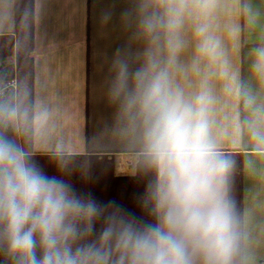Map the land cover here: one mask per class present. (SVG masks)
<instances>
[{"label":"clouds","instance_id":"clouds-1","mask_svg":"<svg viewBox=\"0 0 264 264\" xmlns=\"http://www.w3.org/2000/svg\"><path fill=\"white\" fill-rule=\"evenodd\" d=\"M220 7L221 0H138L137 36L144 44L138 66L116 54L113 91L126 135L142 166L155 173L141 199L154 222L102 206L70 181L47 175L37 153L66 175L72 150L50 147L46 112L0 103V253L10 264H240L241 226L230 196L234 161L214 132L211 81L242 103L246 115H233V129L246 131L261 156L264 98L231 66L216 34ZM188 21L196 39L190 70L201 78L192 94L176 79ZM248 23H255L251 14ZM250 56L251 75L264 88V43Z\"/></svg>","mask_w":264,"mask_h":264},{"label":"crops","instance_id":"crops-1","mask_svg":"<svg viewBox=\"0 0 264 264\" xmlns=\"http://www.w3.org/2000/svg\"><path fill=\"white\" fill-rule=\"evenodd\" d=\"M138 0H0V84L14 78L15 90L0 103L19 102L46 112L50 147L68 146L69 172H58L49 155L35 160L49 176L68 180L80 195L118 209L141 222H154L141 199L155 181L126 135L121 100L114 95L115 60L119 51L130 65L144 44L137 36ZM249 14L255 23L249 25ZM216 34L235 72L264 98V88L250 72L251 50L264 42V0H221ZM238 30L229 34L230 27ZM177 82L196 92L200 76L190 70L195 56L193 22L183 30ZM216 97L214 132L222 151L234 161L230 196L240 220V264H264V156L258 155L246 131L233 129L232 117L246 113L242 103L223 94L222 82L211 81ZM99 228V225H97ZM0 264H10L0 253Z\"/></svg>","mask_w":264,"mask_h":264},{"label":"built area","instance_id":"built-area-1","mask_svg":"<svg viewBox=\"0 0 264 264\" xmlns=\"http://www.w3.org/2000/svg\"><path fill=\"white\" fill-rule=\"evenodd\" d=\"M16 88V80L8 79L0 84V102L6 99Z\"/></svg>","mask_w":264,"mask_h":264},{"label":"trees","instance_id":"trees-1","mask_svg":"<svg viewBox=\"0 0 264 264\" xmlns=\"http://www.w3.org/2000/svg\"><path fill=\"white\" fill-rule=\"evenodd\" d=\"M262 43H264V42H262Z\"/></svg>","mask_w":264,"mask_h":264}]
</instances>
